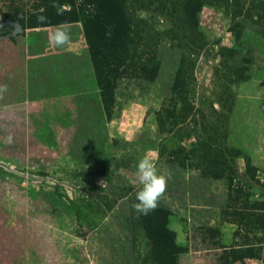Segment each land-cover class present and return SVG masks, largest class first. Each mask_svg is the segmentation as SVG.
I'll use <instances>...</instances> for the list:
<instances>
[{
	"label": "rangeland",
	"instance_id": "rangeland-1",
	"mask_svg": "<svg viewBox=\"0 0 264 264\" xmlns=\"http://www.w3.org/2000/svg\"><path fill=\"white\" fill-rule=\"evenodd\" d=\"M36 1L0 0V83L8 86L0 94V264H143L147 248L137 232L128 263L124 259L136 192L123 189L140 186L139 159L156 163L160 151L208 134L248 156L255 179L240 155L234 158L236 175L254 198L264 199V25L253 8L258 0H203L194 30L182 23L181 0H161L163 11L157 0H125L150 43L166 45L160 52L165 66L150 83L138 60L129 64L114 85L107 115L81 25L63 26L70 42L56 47L49 40L56 27L23 29L19 24L21 11ZM167 31L184 38L186 90L194 106L185 124L158 122L178 60V52L167 47L175 43L170 36L165 40ZM241 44L258 74L235 84L229 82L224 49ZM9 134L11 144L5 139ZM114 141L133 157L129 168L119 167ZM229 219L215 223L226 248L244 243L246 235L234 217ZM169 227L184 245L178 217L170 218ZM249 241L260 245L259 259L234 264H262L264 232L249 234ZM202 249L180 255L179 264H219L220 255Z\"/></svg>",
	"mask_w": 264,
	"mask_h": 264
},
{
	"label": "trees",
	"instance_id": "trees-1",
	"mask_svg": "<svg viewBox=\"0 0 264 264\" xmlns=\"http://www.w3.org/2000/svg\"><path fill=\"white\" fill-rule=\"evenodd\" d=\"M124 1L37 0L26 13L21 11L22 17L18 19L23 29L81 25L101 106L106 115L110 114L115 83L124 78L129 64L135 59L139 61L143 77L150 83L155 82L165 66L160 52L166 45L150 43V38L128 14ZM157 1L163 11L165 7L162 1ZM202 6L203 0L180 1L181 22L188 29H197ZM253 8L260 24L264 25V0L253 2ZM41 16L46 19L40 21L38 17ZM165 33L167 42L169 36L175 41L167 47L178 52V60L164 98L168 104L163 105L162 114L158 113V122L162 125L163 119H175L185 124L193 117L194 106L186 90L189 68L186 56L181 53L184 38L179 39L176 34L168 35V31ZM224 54L230 60L229 82L239 84L257 76L245 45L225 48ZM203 131L206 132L207 128ZM111 149L119 167L129 168L134 159L127 149L117 141H114ZM239 155L245 161L247 174L254 180L256 169L248 156L214 135L202 136L188 146L160 151L155 164L159 173L168 177L167 185L155 209L147 214L136 210L133 218L128 217L131 221V238L128 240L124 236V261L128 263L135 232L142 235L147 248L143 264H179L180 255L200 251L201 247L204 251H214L216 256L220 255L219 264L259 259L256 250L261 247L253 239L249 241V234L264 232V199L254 198L249 185L243 184L237 177L234 158ZM106 170L109 169L103 172ZM140 187L123 190L127 193L137 192ZM110 206L107 210H110ZM171 217H178L182 224L186 236L184 245L178 244L175 231L169 227ZM224 217L226 222L234 217L233 222L238 227H244V243L229 248L223 246L220 229L215 223ZM248 217L254 220L249 221ZM244 248L247 254L242 251ZM261 262L264 264V257Z\"/></svg>",
	"mask_w": 264,
	"mask_h": 264
},
{
	"label": "clouds",
	"instance_id": "clouds-1",
	"mask_svg": "<svg viewBox=\"0 0 264 264\" xmlns=\"http://www.w3.org/2000/svg\"><path fill=\"white\" fill-rule=\"evenodd\" d=\"M38 19L44 21L46 18L41 16ZM70 38L68 29L57 26L56 30L50 34L49 40L53 46L62 47L70 42ZM7 87V84L0 83V94L6 92ZM5 139L9 144L13 141L11 134ZM135 171L141 187L135 193L134 208L143 214H147L157 207L159 197L165 191L168 177L160 174L156 164L148 158L139 159Z\"/></svg>",
	"mask_w": 264,
	"mask_h": 264
}]
</instances>
